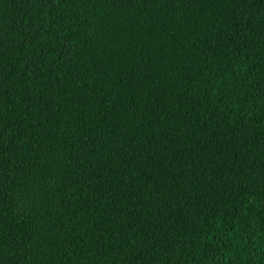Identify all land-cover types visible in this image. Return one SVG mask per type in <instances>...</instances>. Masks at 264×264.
I'll return each instance as SVG.
<instances>
[{
    "label": "trees",
    "instance_id": "1",
    "mask_svg": "<svg viewBox=\"0 0 264 264\" xmlns=\"http://www.w3.org/2000/svg\"><path fill=\"white\" fill-rule=\"evenodd\" d=\"M0 264H264V0H0Z\"/></svg>",
    "mask_w": 264,
    "mask_h": 264
}]
</instances>
